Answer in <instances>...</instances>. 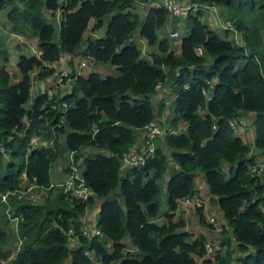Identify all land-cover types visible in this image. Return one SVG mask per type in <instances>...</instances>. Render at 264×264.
I'll list each match as a JSON object with an SVG mask.
<instances>
[{"label": "trees", "instance_id": "16d2710c", "mask_svg": "<svg viewBox=\"0 0 264 264\" xmlns=\"http://www.w3.org/2000/svg\"><path fill=\"white\" fill-rule=\"evenodd\" d=\"M149 1L0 0L6 32L33 38L37 52L17 56L20 77L13 82L0 41V218L17 219L21 242L6 264H197L196 259L264 264V163L256 171L260 175L251 172L250 143L234 131L239 118L250 114L251 144L264 155V0H182L219 12L226 27L221 30L201 20L203 7L181 19L161 6L136 9ZM178 21L183 23L178 40L158 39L165 23L174 30ZM97 31L100 36L90 35ZM136 37L149 48L145 55ZM171 41H178L177 47ZM78 55L90 56L94 65H110L113 72L71 71L68 93L30 99L32 79L52 76L55 63ZM158 83L169 99L161 88L155 90ZM167 103L166 126L173 133L157 137L141 164L121 169L122 158L143 144L139 135L149 122L166 127L160 115ZM64 152H72L91 191L85 200L59 188L49 199L51 164ZM22 175L26 186L47 195L43 202L10 194L21 189ZM198 178L229 229L224 243H218L224 249L208 259L205 238L192 237L173 218L178 201L196 194ZM94 200L99 234L85 236L82 221ZM68 229L74 236L70 246ZM6 238L0 230L4 260L11 252L4 249Z\"/></svg>", "mask_w": 264, "mask_h": 264}, {"label": "rangeland", "instance_id": "374dc122", "mask_svg": "<svg viewBox=\"0 0 264 264\" xmlns=\"http://www.w3.org/2000/svg\"><path fill=\"white\" fill-rule=\"evenodd\" d=\"M216 9H218V8H216ZM5 10L6 9H2L0 11V20L5 15ZM167 13H168V11H167ZM168 15H169V13H168ZM217 15H219V17L222 18V16L220 15L219 12ZM53 23H54V28L57 31L56 22L54 21ZM91 23H90V26H91ZM166 25H167V27H165ZM175 27H176L175 29H178L179 33H180V31L182 32V30H183L182 23H180L179 25H175ZM6 30L8 31V29L5 27L0 28V41H2L4 43V45L7 49L8 61L6 62L5 67L11 76V81L14 82L15 80H17L20 77V75H19V73L15 67L16 61H17V56L21 55V54H23L25 56L36 55L37 52H36V48H35V40H33V38H31V39L23 38V39H21V40H24L23 42H21V41L18 42L17 39L13 38L12 36H9L8 33L6 32ZM170 30H171V25L168 26V23H165L163 29L159 33H157L158 39L160 37H168L169 38L168 35L170 33ZM89 32L90 31L87 29L88 34H89ZM135 34H136V36H138L137 33H135ZM90 35L100 36L101 31L90 33ZM171 45L173 48L177 47L178 41H174V42L171 41ZM140 48H141L142 54L145 55L147 53V51H145V48L141 43H140ZM153 49L156 50L155 47ZM77 63H78V58L73 59V58H69L68 56H66L65 58H62V60L55 63V65H54L55 66V68H54L55 73L52 76H48L41 81H37L35 79L34 80L32 79L31 80V90H30L31 96H33L37 93H44L45 90H47L49 87H52V86H54V89L51 93H68L70 85H69V80L67 79V74L71 71L76 72L75 65H77ZM97 65L98 66L95 68V70L100 68L99 71H97V72L101 76H105V75L113 72V70L108 65H104V64L103 65L97 64ZM64 72L66 73V76L64 74H62ZM83 74H85V73H83ZM31 76H33V75H31ZM166 93L164 95V98L169 99L170 95H168ZM155 97L154 96L152 97V100H153L152 103L153 104H155V102L157 100V98H155ZM30 101L26 104L25 107H27V105L30 103ZM170 116H171V110L169 108V103H167L165 105V109L162 111V114L160 115V117L163 119V121H161L162 126L163 125L168 126L167 122H168V120H170L169 119ZM166 118H167V120H166ZM31 139H32L31 142H36L34 137ZM248 156L255 157V160H254L255 163L256 162L264 163V155L259 154L258 150L256 148H254V146L251 143L249 144ZM6 160H7V156H6V158L4 157V161H6ZM66 161H67V153L66 152L62 153L61 155H59L58 157H56L54 159V161L51 164L50 178H52V176L54 174H57L56 181L60 182L63 179V177L66 175ZM255 163H254V165H255ZM226 167H227V164L223 163L220 170L223 171V173H224V171H226L225 170ZM257 170L259 172L261 171V169L260 170L257 169ZM251 172L255 173L256 175H260L262 173V172L256 173L254 166L251 169ZM21 178L22 179L19 183V187L23 190L29 189L30 185H27V186L25 185V183L23 181L24 180L23 175L21 176ZM199 180L200 179L198 178L197 181L200 183ZM52 181H53V179L51 180V182ZM38 192L39 191L37 189H32L28 193L24 194L22 197L28 199L31 202H35V203L40 202L41 203L45 200L46 196L43 197V195H44V192H43L42 195L39 194V197H35V195L38 196ZM51 192L52 193L48 194L49 199H52V197L57 195L60 191L54 187ZM164 196H165V190H164V187L162 185V191L160 193V200L161 201L163 200ZM200 197H205V195H202ZM197 199H198V197H194L195 201L194 200L189 201V204L186 203L185 201L181 202V205H183V206L189 205L191 207V209L193 210L192 216L194 218L193 219L194 222H192L190 219H187L185 221H182V223H183V227H184V225L186 226L185 231L188 232L192 237H197V236H203L204 237L205 236V238L207 239L206 244H208L209 247L208 248L205 247L204 258L208 259L211 255H213L216 252V250L222 251L224 249V245L223 246L221 245L218 247L216 245H212L211 241H210L211 240L210 234L214 230L212 227V223H213V221L215 224L217 223V218L215 217L217 208H216L215 204H213L211 201H209L208 197L206 199H199V204H197ZM96 202H98V201L96 200ZM96 202L94 200L93 203L96 204ZM163 208H164L163 202H161V211L163 210ZM187 208L189 209V207H187ZM197 209H199L198 211H200V213L203 217V223L198 222V214L196 211ZM203 209L205 212L203 211ZM206 215L211 217L210 218V220L212 221L211 223H207ZM174 218L176 220H180L178 217H174ZM83 221L85 222L86 219L84 218ZM160 221L161 220H159L158 222H160ZM82 225H83V228L87 231L88 229H87V226L85 225V223ZM220 227H221V225H219V228ZM203 229H204V232L202 231ZM221 230H223V227H221ZM200 233H204L205 235L200 234ZM217 233L218 234L220 233L219 230L217 231ZM20 244H21V242L19 243V241L16 243V237H14L12 239L11 237L8 236V238H6L5 242H4V249L10 250V251H14V250L16 251L15 247L20 245ZM130 251H132V250L130 249ZM133 252L135 253V251H133ZM196 261H197V264H200V260L196 259Z\"/></svg>", "mask_w": 264, "mask_h": 264}, {"label": "built area", "instance_id": "2783aa9c", "mask_svg": "<svg viewBox=\"0 0 264 264\" xmlns=\"http://www.w3.org/2000/svg\"><path fill=\"white\" fill-rule=\"evenodd\" d=\"M149 6H161L168 11L169 15L171 18L174 19H181L184 18L186 15V12L191 10V11H196L198 8L206 9L208 6H200L194 3H188L187 1H182V0H152L149 1L148 3ZM213 11V10H212ZM214 12V11H213ZM179 31L178 29L171 30L169 33V37L173 40H178L179 38ZM201 52L200 49L196 50V53L199 54ZM49 66V65H45ZM94 62L88 55H83L80 56L78 59L77 65H75L76 68V74L81 73L82 71L85 70H90L93 68ZM66 76V73H62ZM58 81V80H57ZM60 81V80H59ZM56 82V81H55ZM54 82V83H55ZM160 87V84H156L155 89H158ZM54 89V86L49 87L47 90H45L46 95H51L52 91ZM31 90V89H30ZM44 93H37V94H44ZM63 107H65V103L62 104ZM230 126L233 125L232 122H229ZM142 137L144 138L143 144L139 148H135V151H131L128 155L124 156L122 158V165L121 169L127 168L131 165H137L141 164L143 160L148 157L153 149L154 145V140L161 136L162 133L168 132V133H173L172 128L169 127H159L155 124V122H149L145 127L144 130L142 131ZM32 141V139H31ZM43 144H46L43 142ZM3 153V150L0 148V154ZM254 169L259 172L257 169H262L261 163L256 162ZM50 186H54L55 188H59L63 193H69L74 199L77 200H85L91 195V191L84 185L83 179L81 178L79 168L76 165L75 161L73 160L72 152H67V161H66V175L60 182H55L52 183ZM35 188L34 185H30L29 189H19L17 191H11L10 194L13 195L14 193L20 195L23 194L25 191H29L30 189ZM197 197V196H194ZM194 197L192 198H186L179 200L178 203L185 201L186 203L189 204V201H193ZM71 199V198H70ZM1 200H4V195L1 196ZM195 201V200H194ZM195 203V202H194ZM197 204H199V197L197 199ZM189 206V205H185ZM16 219V218H15ZM82 233L85 236H90V235H98V230L94 229L93 231H86L84 228H82ZM73 240L74 236L72 235L71 230L66 231V243L67 245H73ZM205 247L208 248L209 245L205 244ZM19 247H17L18 249ZM16 249V250H17ZM88 258L91 262H95L94 256H92V253H87Z\"/></svg>", "mask_w": 264, "mask_h": 264}, {"label": "crops", "instance_id": "0c3cea01", "mask_svg": "<svg viewBox=\"0 0 264 264\" xmlns=\"http://www.w3.org/2000/svg\"><path fill=\"white\" fill-rule=\"evenodd\" d=\"M148 6H149V4H146V3L145 4H142V6L139 5V4H137L136 5V9H138L140 11L142 10L141 12H143ZM4 16L0 20V28L1 27H5V28L7 27L6 26V23H5V17ZM45 16L47 17L46 13H45ZM201 20L203 22H205L207 24L208 28L211 29V30H221L222 27H225L224 26V23L220 20V18L217 17L216 12H213L211 9H204L202 11ZM180 23H182V22L181 21H178L176 23V25H179ZM168 26H169V24H168ZM182 26H183V23H182ZM165 27H167V25ZM171 30H172V28H171ZM8 35L9 36H12L15 39H17L18 42L19 41H21V42L24 41V40H21V39H23L22 37H19L17 35H14V34H8ZM232 37L235 39V36H232ZM136 38H138V37H136ZM137 40L144 46L145 51L148 52L149 51V48L144 44V41L142 39H140V38H138ZM65 57L66 56H64L63 58H65ZM69 58H73V59L78 58L79 59V55L78 56L69 57ZM101 65H103V64H101ZM97 66L98 65L96 64V65L93 66V68L95 69ZM108 66H110V65H108ZM110 68L113 70V67L110 66ZM99 69L100 68H98L96 71H99ZM75 70H76V68H75ZM87 72H88V70H85V72L82 71L81 74H83V73L86 74ZM160 88H161V90H164V93L167 92V89L164 88V87H162L161 85H160V87L158 89H155V90L158 91ZM35 95H33V96H35ZM33 96H31V93H30V99L33 98ZM154 97H155V95H154ZM155 98H157V95H156ZM250 116H251L250 114L249 115H245V116H241V118H239V120H241L240 121L241 124L234 129L235 133L244 142H248V143H251L253 141V139H254V134H253L252 126H251V117ZM139 137H142V133H140ZM56 178H57V174H54L52 176V178H50L51 180L53 179V181L51 183L58 182V181H56ZM199 181H200V183L198 181L196 182L197 192L193 196H197V197H199V199H206L208 197V200L210 201V195L208 194V192L206 190L205 184L203 183V181L201 179ZM32 189H36V188H32ZM32 189H30V190H32ZM29 191H25L23 194H20L17 197H22L24 194L28 193ZM39 194L42 195L43 193H39L38 192V196L35 195V197H39ZM202 195H205V197H200ZM45 196H47V195H45V193H44L43 197H45ZM97 204H98L97 202H96V204H92V206L86 211V213H85V215L83 217V219L85 218L86 221L85 222L82 221V222H83V224L85 223V225L87 226L88 231H93L94 229H96L95 226H94V223H95V215L97 213ZM215 206L217 208L216 216H215L217 218V223L215 224L214 221L212 223V227H213L214 230L210 234V239H211L210 241H211V244L212 245H216V246L219 247L220 244H218V243L219 242H223L224 243V240L226 239V236H229V233H228V230L229 229L226 227L225 222H224V220L222 218V214H221V212L218 209V207H217L216 204H215ZM187 207H189V209ZM203 211H204V209H203ZM192 213H193V210L191 209L190 206H183L179 202L178 205H177V208H176V210L174 212L173 218L174 217H178L181 221H185L187 219H190L192 222H194L193 221L194 218L192 216ZM0 216H1V214H0ZM210 218H211L210 216L206 215L207 223H211L212 222L210 220ZM3 219L0 218V230L5 235H8L12 239L14 237H16V243L18 241L20 243L19 238H17V220L14 217H9L8 214H6V219L5 218H3ZM219 225H221V227H223V230H221V227L219 228ZM183 229L184 230L186 229V226L185 225L182 228V230ZM218 230L220 232L219 234L217 233ZM202 231L204 232V229ZM223 231H225V233H223ZM200 234L205 235L204 233H200ZM204 238H205V236H204ZM206 240L207 239L205 238V241ZM19 246L20 245L16 246L15 249H17V247H19ZM2 250H3V248H2ZM16 251L15 250L14 251H11L13 254L10 252V254L6 257L5 260L4 259H0V264H6L14 256V254H15Z\"/></svg>", "mask_w": 264, "mask_h": 264}, {"label": "water", "instance_id": "95a60500", "mask_svg": "<svg viewBox=\"0 0 264 264\" xmlns=\"http://www.w3.org/2000/svg\"><path fill=\"white\" fill-rule=\"evenodd\" d=\"M261 65H262V69H263V73H264V57L261 56Z\"/></svg>", "mask_w": 264, "mask_h": 264}, {"label": "clouds", "instance_id": "9594fccd", "mask_svg": "<svg viewBox=\"0 0 264 264\" xmlns=\"http://www.w3.org/2000/svg\"><path fill=\"white\" fill-rule=\"evenodd\" d=\"M222 28H226V27H222ZM169 36V35H168ZM17 220V219H16ZM82 224H83V222H82ZM20 240V239H19Z\"/></svg>", "mask_w": 264, "mask_h": 264}]
</instances>
